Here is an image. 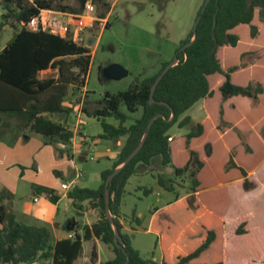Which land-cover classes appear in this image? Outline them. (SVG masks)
Returning <instances> with one entry per match:
<instances>
[{
  "label": "trees",
  "instance_id": "16d2710c",
  "mask_svg": "<svg viewBox=\"0 0 264 264\" xmlns=\"http://www.w3.org/2000/svg\"><path fill=\"white\" fill-rule=\"evenodd\" d=\"M12 1L20 7L18 23L37 12L32 4ZM53 2L60 8L76 10L83 0H76L78 8L61 0H44L36 6ZM95 2L106 7L98 15L105 17L109 1ZM202 5L197 12L200 19L195 39L180 49L192 38L191 29L180 42L175 52L178 62L156 84L154 102H150L152 84L170 61L162 62L150 75L136 77L125 90L106 92L92 110L83 106L88 115L118 120L116 126L102 121L103 132L98 137L125 136L111 166L100 172L97 188L75 185L67 193L73 206L80 208L86 202L95 208L97 218L83 225L81 232L71 227L72 237L54 240L45 224L19 221L4 203L9 195L0 192V264H79L83 242L88 243L89 261L94 262L97 253L93 238L108 253L100 264L152 263L132 246L119 221L124 184L152 162L169 165L175 177L191 179L188 197L175 198L166 207L151 211L149 229L157 234L161 264H264V0H209L201 13ZM250 42L252 46L247 48ZM249 54L257 57L250 63L256 65L251 77L246 60ZM90 61L86 43L28 31L21 24L0 50V114L16 117L24 130L42 135L46 143L69 142L72 131L66 120L70 109L63 103L70 88L84 86ZM48 67L57 68V76L39 79L38 72ZM200 100L210 119L197 123L177 141L170 128L190 123L185 112ZM120 104L129 112H140L128 126L124 125L127 115L119 110ZM249 108L253 121L238 123L241 110ZM171 112L173 116L167 120ZM158 113L164 117L153 120L142 147L107 186L109 211L123 239L122 250L113 240L114 230L106 217L105 181L139 144L150 119ZM54 114L63 116L65 122L52 119ZM218 155L221 162L214 166ZM170 182L159 175L160 186L173 190ZM34 188L57 201L54 189Z\"/></svg>",
  "mask_w": 264,
  "mask_h": 264
},
{
  "label": "rangeland",
  "instance_id": "374dc122",
  "mask_svg": "<svg viewBox=\"0 0 264 264\" xmlns=\"http://www.w3.org/2000/svg\"><path fill=\"white\" fill-rule=\"evenodd\" d=\"M205 0H112L108 9L105 25L94 24L87 28L97 38V42L87 45L90 50L91 64L83 86L70 88L65 97L69 103L77 102L83 110V106L93 109L104 98L106 92L117 93L125 90L136 77L142 78L158 70L160 64L171 61L180 42L193 28L197 12ZM78 8L76 0H61ZM105 6L96 4V14L104 12ZM10 11V12H9ZM17 11L13 1L0 2V48L12 37L19 28L15 15ZM4 13V16L2 15ZM108 23V26L106 24ZM14 24V26L12 25ZM110 64H119L124 67L128 74L114 79H104L101 76V68ZM48 72H45V75ZM56 74V72H53ZM84 94V95H83ZM83 95V96H82ZM84 99V100H83ZM83 100V102H81ZM201 101H197L185 114L193 115V119L187 125L178 127L173 125L169 132L177 139L179 136L190 131L199 121L204 119L205 113L200 112ZM119 110L127 115L124 125L128 126L140 115V112H129L124 104H120ZM2 115V114H1ZM58 116V115H57ZM0 117V142L12 160L18 157L24 159L25 164L17 161L11 165L16 171H24L16 176L15 184L10 178L9 185L4 190H10L16 200H28L32 195V182L36 178L44 180L47 177L59 182L67 181L74 177L75 170L81 169L83 175L77 179V185L81 187L97 188L101 182L100 172L109 168L112 163L110 154L114 153L119 146L114 138H100L103 132L102 121L111 125H118L114 117H96L92 114H83V127L81 136L74 139V150L71 146L61 150L57 144L44 142V137L22 128V122L16 117ZM52 119L58 120L55 115ZM83 137L85 139H83ZM124 139V138H123ZM123 142V140H122ZM45 144V145H44ZM50 151L51 156L45 152ZM84 160L79 159L81 153ZM47 155L40 160L41 156ZM111 158V159H110ZM157 158V157H156ZM221 155L214 159V166L221 162ZM0 161V167L2 166ZM38 163V164H37ZM40 165L39 176L33 174L34 167ZM190 168L193 169V166ZM190 169V170H192ZM60 170L58 174L54 171ZM1 172V171H0ZM10 174L13 169L6 170ZM43 175H45L43 177ZM161 175L170 184L173 190H167L160 186L158 177ZM52 177V178H51ZM48 179V180H49ZM47 180V181H48ZM214 187V186H212ZM145 188L149 192H145ZM191 179L185 175L175 177L173 169L163 167L157 162H152L147 167H141L131 175L124 184L121 196V214L123 222L127 224L125 232L130 236L131 243L144 259L150 260V264H160L162 253L157 234L149 229L151 210L164 206L178 196L190 192ZM57 189V190H58ZM90 206L85 202L77 209L87 210ZM76 209V210H77ZM79 213V214H78ZM76 216L80 212H76ZM124 232V231H123Z\"/></svg>",
  "mask_w": 264,
  "mask_h": 264
},
{
  "label": "crops",
  "instance_id": "0c3cea01",
  "mask_svg": "<svg viewBox=\"0 0 264 264\" xmlns=\"http://www.w3.org/2000/svg\"><path fill=\"white\" fill-rule=\"evenodd\" d=\"M10 1H12V0H0V2H10ZM14 3L16 5V7H17V11H15L14 13H11V15H15V18H16V21H17V14H18V12L20 10V7L17 6L16 2H14ZM2 15L4 16V13H2ZM18 24H19V28H20L21 23H18ZM12 25L14 26V24H12ZM89 36L93 37V41H92L91 45L93 43L97 42V38L94 37L92 33H88V37ZM260 41H259V43H260ZM255 43H254V45H255ZM249 44L250 45H248L247 48L252 46L251 42ZM4 46H2L0 48V50ZM91 58H92V55H91ZM256 58H257L256 54H249L246 57V60L249 61V66L247 67L248 68V76H250L251 74H255L256 73V70H255L256 65H253V64L250 65V63H252V60L256 59ZM90 64H91V61H90ZM45 72H48L47 73L48 75L44 76ZM53 72H56V74L54 73V75H53ZM263 72H264V70H263ZM57 74H58L57 68L48 67L46 69L40 70L38 72L37 77L39 79H43V78H48V77H56ZM83 89H84V86H83L82 90ZM238 100H239V102L242 103V105H245V104L247 105V103H248L244 99H238ZM75 103H77V102H75ZM75 103H73V102L69 103L67 100L66 101L64 100L63 104H64V106L66 108H69L68 107L69 104L73 105ZM89 110H92V109H89ZM199 110H200V112H204L205 116H204V119L199 121L198 123H206L210 119V115H209V112L206 111L203 101H201V109H199ZM241 111H242V114L240 116V120L238 121V123H240V121H243V120L244 121H248V122L253 121V118H251L250 114H249L250 113V108L248 109V111H246L248 113L243 112V109ZM2 115H3V113H2ZM2 115L0 114V117ZM185 115H188V114H185ZM55 116L57 117L58 120L64 119L63 116H57V115H55ZM189 116H190V118L192 120L193 117H194V114L193 115H189ZM4 118L9 119L10 116H7L5 114ZM114 126H116V125H114ZM114 139H115V144L119 145L118 143H120V146H121L123 144L124 140H125V136H119L118 138H114ZM122 140H123V142H122ZM226 143L227 142H225V144ZM2 146H3V144H2V142H0V148ZM120 146H119V148H120ZM119 148L116 151H114V153L110 154L109 157H111L112 159L115 158ZM45 152L51 156L50 151H48V150L46 151L45 150ZM46 157H47V155H43V156H41L40 160L43 159V158H46ZM21 158L22 157L20 156V157H18L17 160H12L9 157V154H7L5 152V149L4 150L3 149L0 150V161L3 162L2 166L0 167V171H1L0 172V191L2 189H4V187H6V185H9L8 183H10V178L13 180V184H15V179H16L15 177L17 175L21 177V175L24 173V171H22V170L17 172L16 169H15L17 167L10 168L12 164L15 166L17 164L16 163L17 161H20L21 163L25 164L24 159H21ZM165 167L168 168L169 165L165 166ZM10 169H13V173H11V174L9 172H6V170H10ZM39 170L41 171V167H40V165H37L36 167H34L33 174L35 173L36 176H39L40 175ZM58 171L61 173L60 170H57V172ZM252 172H253V170L250 171L248 174H251ZM53 174H54V172H53ZM44 176L45 175H43V177ZM49 178L50 177H47L44 180H38L36 178L35 180H33V182H32V195L29 197L28 200H16L15 196H13V193L10 191V190H13V189L4 190V192H6L7 195H9V198H6L4 200V203L6 205L7 210L13 212L16 215V218L19 221H23V222L28 223V224H45L49 228V230L51 231V234H52L54 240L68 237V234L70 233L69 229L71 227H73L74 230H76L78 232H81L83 225H85V224L89 225L93 220H95L97 218L96 209L93 208V207H89L87 210H85V209H77L75 206L72 205V203H71L70 199L68 198V196H62V197L58 196L57 201L56 202H52L48 198L47 195H45L44 193L37 192L36 189L34 188L35 186H44V187L52 188L54 190L58 189L59 182H57L54 179H52V181H51V179H49ZM239 179H240V177L234 179L233 181L239 180ZM224 183H227V182H224ZM224 183H220V185L224 184ZM190 194L191 193L188 192L185 195L178 196L177 199L188 197ZM35 197H36V200H34ZM174 200L166 203L164 206H160V207H156V208L159 210V209H161L163 207H166L167 205L173 203ZM154 209L155 208H153L151 211H153ZM78 211L80 212V215L76 216L77 215L76 212H78ZM120 213H121V207H120ZM152 213L153 212H151V216H152ZM123 217L124 216H122V214H121L120 218H119V221H120V223L122 225V230L125 232V230L128 227H127V224H125L123 222ZM72 219H74L73 224H69V220H72ZM73 231L71 230V232H73ZM92 243L95 244V250H96V253H97L96 260L94 262H90L89 261V258H88L89 255H88V252H87L88 243L87 242H83L82 243L83 253H82V256L79 258V264H100L102 261H104V260H106L108 258V253L105 250V247L99 242L98 239L93 238L92 239ZM160 264H161V262H160Z\"/></svg>",
  "mask_w": 264,
  "mask_h": 264
},
{
  "label": "built area",
  "instance_id": "2783aa9c",
  "mask_svg": "<svg viewBox=\"0 0 264 264\" xmlns=\"http://www.w3.org/2000/svg\"><path fill=\"white\" fill-rule=\"evenodd\" d=\"M21 3L32 4L37 8V12L30 16L26 21L21 22L22 26L33 32H47L60 37H68L75 44L86 43L88 39L87 28L94 24L104 26L106 17H99L96 14V2L95 0H83L79 9L69 10L60 8L53 4H47L44 7H37L36 2L44 0H20ZM49 1V0H45ZM111 1L112 0H107ZM69 113L67 114L66 123L72 131V136L69 142H58L57 146L60 150L67 149L71 146L74 150V139L76 136H81V130L83 127V114L84 111L80 108V104H69ZM64 123L65 120L61 119ZM83 139H85L83 137ZM83 175L81 169L75 170V175L69 180L61 181L60 188L56 191V195L59 197L67 196L68 191L77 185V179ZM36 200V197L34 198ZM69 237L73 236V233L68 234ZM11 264V263H5Z\"/></svg>",
  "mask_w": 264,
  "mask_h": 264
},
{
  "label": "water",
  "instance_id": "95a60500",
  "mask_svg": "<svg viewBox=\"0 0 264 264\" xmlns=\"http://www.w3.org/2000/svg\"><path fill=\"white\" fill-rule=\"evenodd\" d=\"M208 1H209V0H205V1H204L203 5H202V8H201V13L204 11V9H205V7H206ZM199 19H200V15L197 16L196 21H195V23H194V25H193V28H192V30H193V36H192V38H191L188 42H186V43L180 48L181 50H184L185 47L188 46V45H190V44L193 42V40L195 39V36H196L195 29H196V25H197ZM214 24H215V16H214V19H213V25H214ZM92 41H93V37H92V36H89L88 39H87V41H86V44H87V45H91ZM177 62H178V58H177V56L175 55L174 58H173V59H172V60H171V61H170V62H169L164 68H163V70H162V71L159 73V75L156 77L154 83L152 84L151 91H150V102H154V101H155L154 98H153V92H154L155 86H156V84L158 83V81L161 79V77L163 76V74H164V73H165V72H166L171 66L175 65ZM127 74H128V71H127L124 67H122L121 65H119V64H110V65H107V66H104V67L101 68V76H102V78H104V79L120 78V77H123V76H125V75H127ZM163 103L167 105V103H165V102H163ZM170 110L172 111L171 108H170ZM160 116H161V117H164L162 114L158 113V114L154 115V116L150 119L149 123L147 124L146 131L143 133V135H142V137H141V139H140L139 144H138V145H137V146L131 151V153H129V154L127 155V157L123 160V162H122L119 166H117V167H116V168H115V169H114V170L108 175V177L106 178V181H105V186H106V190H105V212H106V217L109 219V221H110V223H111V225H112V227H113V230H114V238H113V240H114L116 246L122 248V250H123V247H124L123 239H122V237L120 236V233H119V231H118V228H117V226L114 224L113 219H112V215L110 214V211H109V192H108V188H107V186L109 185L110 180L113 178V176L119 172L120 168L123 167L125 164H127V163H128L133 157H134V155L139 151V149L142 147V145H143V143H144V140H145V138H146V136H147L148 130L150 129V126H151L153 120H154L155 118H157V117H160ZM172 116H173V112H171V117H170L169 119H167V120H170V119L172 118ZM84 155H86V152H85V151H83V152L81 153L80 157H79V159H80L81 161L84 160ZM71 224H73V221L71 222ZM127 261H128V258L126 259V262H127Z\"/></svg>",
  "mask_w": 264,
  "mask_h": 264
}]
</instances>
